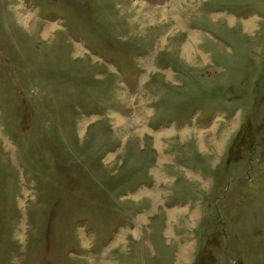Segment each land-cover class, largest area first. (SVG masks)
Wrapping results in <instances>:
<instances>
[{
  "label": "rangeland",
  "instance_id": "1",
  "mask_svg": "<svg viewBox=\"0 0 264 264\" xmlns=\"http://www.w3.org/2000/svg\"><path fill=\"white\" fill-rule=\"evenodd\" d=\"M0 264H264V0H0Z\"/></svg>",
  "mask_w": 264,
  "mask_h": 264
},
{
  "label": "bare ground",
  "instance_id": "2",
  "mask_svg": "<svg viewBox=\"0 0 264 264\" xmlns=\"http://www.w3.org/2000/svg\"><path fill=\"white\" fill-rule=\"evenodd\" d=\"M120 121H121V120H120ZM188 254H189V253H188ZM184 255H185V253H183V254H182V256H184ZM185 256H187V257H188V255H185Z\"/></svg>",
  "mask_w": 264,
  "mask_h": 264
}]
</instances>
